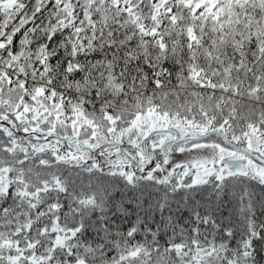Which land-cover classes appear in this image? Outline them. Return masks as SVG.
Masks as SVG:
<instances>
[{
	"label": "snow or ice",
	"instance_id": "snow-or-ice-1",
	"mask_svg": "<svg viewBox=\"0 0 264 264\" xmlns=\"http://www.w3.org/2000/svg\"><path fill=\"white\" fill-rule=\"evenodd\" d=\"M0 264H264V0H0Z\"/></svg>",
	"mask_w": 264,
	"mask_h": 264
}]
</instances>
